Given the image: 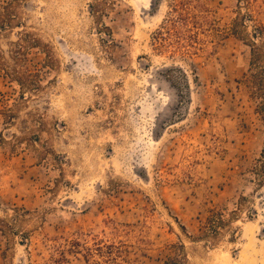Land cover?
<instances>
[{
  "label": "rangeland",
  "instance_id": "374dc122",
  "mask_svg": "<svg viewBox=\"0 0 264 264\" xmlns=\"http://www.w3.org/2000/svg\"><path fill=\"white\" fill-rule=\"evenodd\" d=\"M8 3L0 264H264V0H197L191 55L157 45L172 0Z\"/></svg>",
  "mask_w": 264,
  "mask_h": 264
},
{
  "label": "trees",
  "instance_id": "16d2710c",
  "mask_svg": "<svg viewBox=\"0 0 264 264\" xmlns=\"http://www.w3.org/2000/svg\"><path fill=\"white\" fill-rule=\"evenodd\" d=\"M196 2L197 0H172L173 4L171 11L163 22L162 28L164 31L158 32L156 37L157 45L161 49L173 46L174 49H172V51L191 55L195 52L197 53L198 50L202 48L201 44H203L204 39L200 37V34L207 31L205 22L210 21L208 16L204 15V13L209 10L206 5L197 4ZM8 9L9 3L0 9V36L4 35L3 32H7V30L12 28L13 24H15V16L10 14ZM17 22L21 23V21ZM211 24H213V22H210V25ZM254 34L255 38H263L264 40V27H257ZM25 37H28L32 44L37 42L36 38L31 37L28 32L25 33ZM14 45H18V43L14 42ZM22 49H24V47L18 45L17 50L13 51L15 52L14 56L16 59L23 58L24 52H22ZM4 57V50L0 45V70L6 75L16 76V80L18 81L21 80L24 71L18 68L11 70L4 64ZM252 67H254V71L244 77L243 83L253 96L260 98L257 109L260 113L264 114V52H262L260 47L256 44L254 45ZM118 252L120 253L121 250L119 249ZM109 256L112 264H122L118 260V257H120L119 254L113 255V253H111ZM88 264L93 263L88 260ZM166 264H184V262L176 258L171 259Z\"/></svg>",
  "mask_w": 264,
  "mask_h": 264
},
{
  "label": "water",
  "instance_id": "95a60500",
  "mask_svg": "<svg viewBox=\"0 0 264 264\" xmlns=\"http://www.w3.org/2000/svg\"><path fill=\"white\" fill-rule=\"evenodd\" d=\"M151 4H152V2H151Z\"/></svg>",
  "mask_w": 264,
  "mask_h": 264
}]
</instances>
